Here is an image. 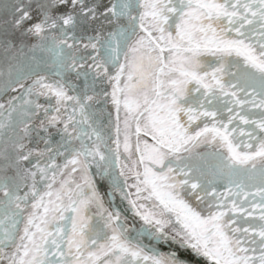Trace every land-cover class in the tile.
<instances>
[{
    "label": "snow or ice",
    "instance_id": "snow-or-ice-1",
    "mask_svg": "<svg viewBox=\"0 0 264 264\" xmlns=\"http://www.w3.org/2000/svg\"><path fill=\"white\" fill-rule=\"evenodd\" d=\"M0 264H264V0H0Z\"/></svg>",
    "mask_w": 264,
    "mask_h": 264
}]
</instances>
